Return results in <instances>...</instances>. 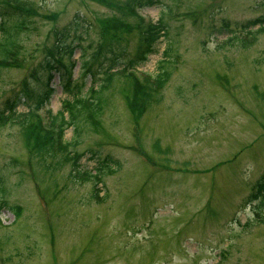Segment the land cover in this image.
<instances>
[{"label":"rangeland","instance_id":"374dc122","mask_svg":"<svg viewBox=\"0 0 264 264\" xmlns=\"http://www.w3.org/2000/svg\"><path fill=\"white\" fill-rule=\"evenodd\" d=\"M16 1L25 11L4 20L23 22L11 63L0 66V107L32 69L40 73L67 27L78 96L101 108L62 126L77 166L30 131L39 118L27 112L32 96L0 127V264H264V203L247 202L264 174V0H159L139 11L165 27L138 65L166 75L156 89L132 87L123 64L102 88L101 67L83 74L93 51L135 53L141 21L125 0ZM77 14L84 23L75 26ZM28 85L27 95L38 89ZM51 86L38 112L47 135L56 132L47 109L73 98L57 74Z\"/></svg>","mask_w":264,"mask_h":264},{"label":"trees","instance_id":"16d2710c","mask_svg":"<svg viewBox=\"0 0 264 264\" xmlns=\"http://www.w3.org/2000/svg\"><path fill=\"white\" fill-rule=\"evenodd\" d=\"M159 0H125L124 7H126L127 11L130 12L132 9L138 8L141 9L143 7H149L155 5ZM22 13L21 8L18 6H9L6 3H0V16L3 18V21L6 20L7 23L11 18H18L22 19L20 15ZM20 14V15H19ZM134 16V14H131ZM78 16V20H75V26L77 24L84 23V19L82 16H79L78 14L75 15ZM23 20V19H22ZM0 22V66H7L11 62L9 61L7 55L14 52L16 45H18V31L21 28L22 22H13L12 25L5 26V22L2 24ZM260 20L256 19L254 21H249L251 24H256ZM82 25V24H81ZM228 30V29H227ZM67 27H63L61 31L58 33V35L55 36V42L53 43L52 47L49 49V53L47 55H44L39 66V71L41 75L43 74V79H41L40 73L36 72V69H32L31 72L28 73L22 80H21V89L18 90V92H14L11 96H8L3 99L1 107H0V127L3 126L12 115L15 114L16 109L19 105L24 104L27 102L28 98L32 96L34 98L32 101L27 102L26 104L29 106V111H31V107L33 109H40L44 105L47 104L49 98L54 93V88L51 86V80L53 79L54 74H57L59 77V83L62 87V91L65 93L72 94L71 100H66L61 110L57 111L56 113L50 115V120L48 122L49 125L54 126L56 129V132L52 134H45L44 131L40 130L39 125L41 124L40 120H35V123H31L30 125V131L34 134L35 132V138H40L43 140V145L45 146V149L50 148L54 145V149H57L59 152H64V160H71L73 162V165H77L76 159H78V155L75 157L70 156L68 154L69 152V145L70 141H63L62 138V126L63 124H66L67 126H73V128L76 127V120L79 116V113L81 110L89 109L90 113L94 118L96 119L98 114L100 113L99 109L101 108L98 101L95 102H89L88 100L84 99L83 96H78L81 89V84L73 83L72 81V68L74 66V63H71L70 65L67 64V62L62 61L63 53L67 55V57L71 58L72 52L75 48L74 45H66L65 38L67 39ZM142 47L141 49L132 57H127L128 60V66L132 67L136 64L141 63L145 60L146 55L148 53H152L154 51V44L156 43L157 39L162 36L165 33V27L164 24L160 19H158L155 22H147L145 24V27L143 28L142 32ZM56 47V48H55ZM55 49V51H54ZM101 53V49H99ZM52 51V52H51ZM56 54V55H55ZM99 54L97 51H93L90 53V56L87 59H84L82 62V68H83V74L86 72H91L92 68V62H95L96 59H98ZM106 60L103 54V59L98 61L99 67L102 68V64ZM109 62L108 66L104 69V72L106 74L105 79L107 80L109 77V70L113 67H115L117 64H119V61L117 58H114L112 60L107 59ZM122 63V62H121ZM124 68V67H123ZM95 73L97 71H94ZM158 77L155 79V83L157 86H159L166 77L164 73L157 74ZM34 82L38 84V89L35 90L32 88V93L27 95L23 89H27L29 86V82ZM130 82L132 85L135 83L134 79L130 78ZM102 84H100V88H102ZM93 91V89L91 88ZM96 91V90H95ZM143 92V91H141ZM32 113V112H30ZM66 113L67 117L65 116ZM27 116V115H26ZM28 118V116H27ZM26 118V119H27ZM23 121V120H22ZM54 122H57V125H55ZM75 125V126H74ZM53 136V137H52ZM39 140V139H37ZM39 142V141H38ZM72 144V142H71ZM114 162V161H112ZM117 165V162H115ZM79 173V172H78ZM80 174H88L87 171H82ZM95 178L94 185L100 180L98 175L88 174ZM96 194V192H95ZM97 196V194H96ZM256 200V206L262 207V204L264 203V174L260 176V178L256 181L254 185L253 191L248 196V201ZM4 201L0 200V208L3 207ZM10 209L13 211L14 215L17 216L20 213V207L17 204L11 205Z\"/></svg>","mask_w":264,"mask_h":264}]
</instances>
